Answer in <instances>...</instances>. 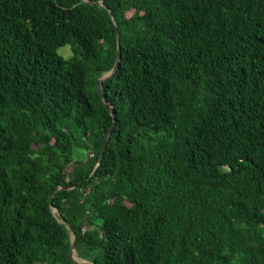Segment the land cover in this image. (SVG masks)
Masks as SVG:
<instances>
[{
    "label": "trees",
    "instance_id": "trees-1",
    "mask_svg": "<svg viewBox=\"0 0 264 264\" xmlns=\"http://www.w3.org/2000/svg\"><path fill=\"white\" fill-rule=\"evenodd\" d=\"M62 219L90 264H264V0H0V264H75Z\"/></svg>",
    "mask_w": 264,
    "mask_h": 264
},
{
    "label": "water",
    "instance_id": "water-1",
    "mask_svg": "<svg viewBox=\"0 0 264 264\" xmlns=\"http://www.w3.org/2000/svg\"><path fill=\"white\" fill-rule=\"evenodd\" d=\"M88 3H92V4H95V5H101V6H104V3L102 1H96V2H90V1H86ZM109 14H110V17H111V12L109 11ZM120 60V46H119V37L117 36V56H116V60H115V63H114V66L112 68V70L106 74L105 76L101 77L99 80H102V79H105V78H108L109 76H111L114 71L116 70L117 68V65H118V62ZM113 126V125H112ZM112 126L111 128L109 129L108 133H107V136H106V140L109 138L110 134H111V129H112ZM105 144L103 145V148H102V151L100 153V157H99V162L101 161V157L103 155V152H104V149H105ZM55 212L57 214L60 215L59 211L54 209ZM63 221V224L70 230L71 232V237H72V241H71V245H70V258L71 260L75 263V264H84V263H81L79 261H77L75 259V246H76V234H75V231L73 230V228L71 227V225L65 220V219H62Z\"/></svg>",
    "mask_w": 264,
    "mask_h": 264
},
{
    "label": "rangeland",
    "instance_id": "rangeland-1",
    "mask_svg": "<svg viewBox=\"0 0 264 264\" xmlns=\"http://www.w3.org/2000/svg\"><path fill=\"white\" fill-rule=\"evenodd\" d=\"M58 53L59 54H62V55H64V56H69V55H71V48L70 47H68V46H64V47H61V48H59L58 49ZM75 257L81 262V263H84V264H90L88 261H86V260H83V259H81V258H78L77 257V255L75 254Z\"/></svg>",
    "mask_w": 264,
    "mask_h": 264
},
{
    "label": "bare ground",
    "instance_id": "bare-ground-1",
    "mask_svg": "<svg viewBox=\"0 0 264 264\" xmlns=\"http://www.w3.org/2000/svg\"><path fill=\"white\" fill-rule=\"evenodd\" d=\"M75 259L77 260V261H79L76 257H75ZM80 262V261H79Z\"/></svg>",
    "mask_w": 264,
    "mask_h": 264
}]
</instances>
